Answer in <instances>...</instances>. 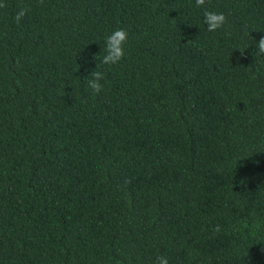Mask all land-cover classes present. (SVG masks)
Listing matches in <instances>:
<instances>
[{
  "label": "trees",
  "instance_id": "1",
  "mask_svg": "<svg viewBox=\"0 0 264 264\" xmlns=\"http://www.w3.org/2000/svg\"><path fill=\"white\" fill-rule=\"evenodd\" d=\"M0 3V264H264V0Z\"/></svg>",
  "mask_w": 264,
  "mask_h": 264
},
{
  "label": "clouds",
  "instance_id": "2",
  "mask_svg": "<svg viewBox=\"0 0 264 264\" xmlns=\"http://www.w3.org/2000/svg\"><path fill=\"white\" fill-rule=\"evenodd\" d=\"M207 0H195L196 6L201 7L206 4ZM43 3V0H41ZM6 7V4L0 3V8ZM27 9L20 8V10L13 17L14 21L19 24L22 18L26 15ZM204 23L208 26V31L212 32L221 28L226 22V16L224 13H217L213 11L206 10L204 12ZM128 39V32L123 28H118L114 30L111 34L106 37V47L104 49L105 54L102 57L101 63L105 65H115L117 64L125 55V50L123 45ZM256 55H264V36H261L258 41H256ZM240 49V55L243 57L245 55L246 47H237ZM91 79L87 81V86L92 90L94 94H99L103 88L101 80L104 78V73L101 71H93L91 73ZM217 232L220 231V227L217 226L215 229ZM264 252V248L261 249ZM154 264H169V260L166 256L158 255Z\"/></svg>",
  "mask_w": 264,
  "mask_h": 264
}]
</instances>
